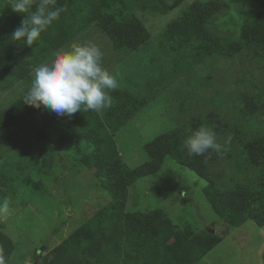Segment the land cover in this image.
Returning <instances> with one entry per match:
<instances>
[{"label": "rangeland", "instance_id": "rangeland-1", "mask_svg": "<svg viewBox=\"0 0 264 264\" xmlns=\"http://www.w3.org/2000/svg\"><path fill=\"white\" fill-rule=\"evenodd\" d=\"M37 1L32 0L31 5ZM195 1L208 0H122L124 10L136 17L149 33L143 45L133 51L115 49L97 25L83 22L55 52L73 44H96L103 53L102 66L119 71V89L146 100L147 104L114 136L118 150L124 153L128 149L122 159L130 168L148 159L140 145L193 115L209 113L208 119L227 123L228 131L217 138L226 140L229 156L213 166L218 174L216 185L223 189L246 182L251 171L244 161L245 170L241 167L240 146L264 136V107L252 114L245 110L244 103L247 95L257 98L264 91V55L254 42L261 23L253 21L248 26L264 10V0L260 3L224 0L230 9L204 24L213 41H208L206 46L199 40L193 41L194 50L191 47L187 50L193 54L197 48V60L192 63V70L186 67L180 72L159 48L158 37L170 21ZM12 4L13 0H0V36L17 27L13 24ZM232 44L238 48L232 49ZM54 53L38 64L49 61ZM184 73L191 76L192 82ZM30 83L31 75L28 79H0V110L25 95ZM173 98L179 103L177 110ZM60 134L70 133L66 129L49 130V142ZM39 147L37 141L15 126L0 129V173L9 184L0 198L9 201V213L0 215V231L15 244L8 264H41L38 255L57 246L111 199L108 191L99 185L93 169L80 163L81 153L53 151L48 168L42 156H37ZM132 184L130 191L127 189L128 212L161 210L175 223H187L193 230L207 229L212 221L219 220L203 193L207 182L169 156L158 172L138 178ZM134 194L140 200L138 206L132 205ZM222 225L218 223L217 229ZM195 264H264V226L257 227L247 220L232 228Z\"/></svg>", "mask_w": 264, "mask_h": 264}, {"label": "trees", "instance_id": "trees-1", "mask_svg": "<svg viewBox=\"0 0 264 264\" xmlns=\"http://www.w3.org/2000/svg\"><path fill=\"white\" fill-rule=\"evenodd\" d=\"M77 3H81V7H77ZM40 4L38 0L26 12L15 11L13 24L17 27L0 36V79H28L33 66L62 47L72 31L83 22L97 25L115 49L133 51L149 39L146 27L124 10L122 0H55V4L49 7L61 8L60 17L40 33L37 41L27 45L23 39H13L12 33ZM229 5L224 0L195 1L166 25L158 37V45L180 72L186 67L188 71L192 70V63L197 60L198 49L193 54L187 50L189 47L194 50L193 41L199 40L203 46L213 41L204 24L225 13L230 9ZM258 20L261 26L254 42L264 55V10L259 11L248 26ZM230 47L238 48L236 44ZM184 75L192 82L188 73ZM110 95L113 104L103 115L82 109L71 117L58 116L44 106H31L24 101L25 95L0 110V129L15 126L22 134L37 141L40 144L37 156H42L45 167H51L53 151L79 152L80 163L93 169L99 185L110 194L108 204L93 213L57 246L38 255L41 264H195L232 228L247 220L258 227L264 226V136L240 146L241 167L245 170L249 166L251 173L245 183L232 187L219 189L215 181L218 174L213 170L217 162L229 156L228 143L217 138L226 133L229 126L218 119H208L209 113L193 115L157 135L144 145L148 159L130 168L119 154L113 131L133 116L146 100L119 88L112 90ZM244 103L245 110L252 114L262 111L264 91L257 98L247 95ZM201 126L215 132L217 141H222V150L209 149L202 155L188 154L185 142ZM61 129L70 134H60L49 142L48 131ZM168 156L207 182L203 193L219 218L212 221L209 228L193 230L189 224L175 223L157 209L149 212L125 210L129 185L138 178L158 172ZM7 188L8 180L0 173V198ZM218 223L223 224L219 230ZM14 248L13 240L0 231V249L5 264H8Z\"/></svg>", "mask_w": 264, "mask_h": 264}, {"label": "clouds", "instance_id": "clouds-1", "mask_svg": "<svg viewBox=\"0 0 264 264\" xmlns=\"http://www.w3.org/2000/svg\"><path fill=\"white\" fill-rule=\"evenodd\" d=\"M32 0H13L14 11L26 12ZM55 0H43L13 33L15 40L32 45L40 33L60 17L61 8H52ZM103 53L94 43L73 44L53 54L47 61L33 66L31 83L25 91V102L33 107L51 110L58 116L71 117L77 112H102L113 104L112 90L119 88V71L102 66ZM189 155H202L209 149L219 152L216 134L206 126L193 131L187 138ZM9 213V201H0V215ZM0 264H5L0 249Z\"/></svg>", "mask_w": 264, "mask_h": 264}, {"label": "crops", "instance_id": "crops-1", "mask_svg": "<svg viewBox=\"0 0 264 264\" xmlns=\"http://www.w3.org/2000/svg\"><path fill=\"white\" fill-rule=\"evenodd\" d=\"M122 90V89H121ZM129 92V91H128ZM134 95V94H133ZM135 96V95H134ZM139 98V97H138ZM175 105H177V108H176V110L180 107L179 106V103H176V101L174 100V98H173V101H172ZM147 104V102H145L144 103V105H142L137 111H136V113L133 115V116H131L129 119H127L120 127H118L115 131H113V138H114V136H115V133L120 129V128H122L123 126H125V125H128V123H129V121L138 113V111L143 107V106H145ZM108 109V108H107ZM107 109H105V110H103L102 112H99L100 114H104L105 113V111H107ZM154 139V138H153ZM115 140V139H114ZM115 143H116V141H115ZM146 143H144V144H142V145H140V147L141 148H143V150H144V145H145ZM116 146H117V144H116ZM139 146V145H138ZM137 146V147H138ZM130 148H132V147H130ZM117 149H118V147H117ZM132 149H130V151H131ZM119 151V154H120V156H121V158H123V156H124V153H127L128 152V149L123 153L122 151H120V150H118ZM145 151V150H144ZM147 154V153H146ZM130 156H132V154L130 153ZM123 160V159H122ZM133 185V184H132ZM130 187L131 186H129L128 187V190L130 189ZM130 191V190H129ZM129 196H130V193L128 192V199H127V202H126V205H125V210L126 211H129L126 207H127V204L129 203V201H130V198H129ZM139 203H140V200H139V198H138V196H137V194H134L133 195V197H132V205L133 206H138L139 205ZM257 226V225H256ZM79 227V226H78ZM77 227V228H78ZM258 227V226H257ZM263 227V226H262ZM76 228V229H77ZM261 228V227H260ZM75 230V229H74ZM73 230V231H74ZM72 231V232H73ZM71 232V233H72ZM67 237V236H66ZM65 237V238H66Z\"/></svg>", "mask_w": 264, "mask_h": 264}]
</instances>
